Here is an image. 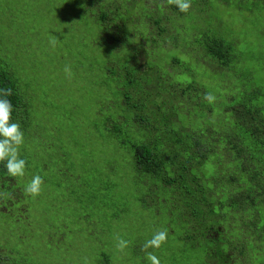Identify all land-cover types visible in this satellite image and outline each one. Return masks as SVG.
<instances>
[{
  "label": "rangeland",
  "instance_id": "374dc122",
  "mask_svg": "<svg viewBox=\"0 0 264 264\" xmlns=\"http://www.w3.org/2000/svg\"><path fill=\"white\" fill-rule=\"evenodd\" d=\"M106 1L124 7L101 25L95 15L103 2L97 9L93 0H0V64L17 79L28 108L20 124L25 175L13 177L12 185L21 197L0 219V240L21 260L37 264H83L84 258L89 264H150L142 245L156 230L167 229V242L148 249L160 264H207L209 240L173 214V190L136 168L131 148L120 140L158 137L160 130L134 126L126 107L132 101L148 107L158 103L161 116L168 111L160 95L169 90L167 65L173 55L196 67L202 76L194 71L195 76L211 94L222 79L201 70L179 46L156 47V58L150 51L159 40L190 44L196 27L193 8L183 13L185 33L171 28L161 39L147 34L145 40L138 34L147 31L151 15L161 17L165 0ZM203 8L211 31L235 42L244 60L242 72L254 74V83L264 91V0H211ZM53 37L55 47L49 43ZM136 45L145 68L129 65ZM125 72L133 84H127ZM179 72L170 68L171 78ZM172 97L182 96L176 92ZM220 100L226 103L224 95ZM145 112L149 115V109ZM113 125L121 129L120 136L108 129ZM34 175L43 184L33 198L24 187ZM117 235L130 241L123 253L116 249Z\"/></svg>",
  "mask_w": 264,
  "mask_h": 264
},
{
  "label": "trees",
  "instance_id": "16d2710c",
  "mask_svg": "<svg viewBox=\"0 0 264 264\" xmlns=\"http://www.w3.org/2000/svg\"><path fill=\"white\" fill-rule=\"evenodd\" d=\"M104 1L93 0L97 9L104 3L102 11L95 15L101 25L113 19L111 13L124 7H119L115 1ZM210 4L211 0H191L196 27L190 44L159 40L150 44V51L156 58V47L179 46L195 59L194 63L201 70H211L210 76L219 73L222 80L219 89L213 92L215 101L204 100V94L209 92L206 83L195 76L194 71L199 73L196 67L191 69L189 62L184 63V57L173 55L167 65L169 90L160 95L168 111L161 116L158 103L148 107V104L132 101L127 102L126 107L133 112L134 126L150 133L160 130L158 137L155 135L149 142L123 138L120 143L131 148L136 168L155 177L158 185L173 190V214L186 222L188 230L196 228L198 237L209 240L207 264H264V91L254 83V74L242 72L244 60L236 52L235 42L226 41L209 28L203 7ZM153 8L149 5V9ZM183 16L165 0L161 17L151 15L146 23L147 31L138 35L145 40L147 34L161 39L171 28L185 33ZM141 44L146 42L141 40ZM133 47L135 58L130 59L129 65L145 68L142 50L138 45ZM170 68L180 69L179 74L171 78ZM125 73L127 84H133L130 73ZM0 87L12 88L13 95L8 97L13 105L12 121L22 124L28 118L25 99L15 76L1 64ZM176 92L181 94L182 100L179 97L173 100ZM221 95L225 96L226 103L220 102ZM125 97L126 101L130 98ZM147 109L149 115L145 112ZM156 124L164 127L157 129ZM108 129L117 137L121 135L116 125ZM159 140L164 143L159 144ZM202 180L206 181L205 187ZM13 182L4 163L0 162V219L8 217L12 212L10 207L21 197L19 191L13 190ZM26 212L27 207L22 214ZM230 229L234 233L229 236ZM0 264L37 263L21 260L0 240Z\"/></svg>",
  "mask_w": 264,
  "mask_h": 264
},
{
  "label": "clouds",
  "instance_id": "9594fccd",
  "mask_svg": "<svg viewBox=\"0 0 264 264\" xmlns=\"http://www.w3.org/2000/svg\"><path fill=\"white\" fill-rule=\"evenodd\" d=\"M167 5H174L180 12L187 13L191 7V0H166ZM52 47H55L57 38L53 37L49 41ZM66 75L71 78L72 71L69 65L64 68ZM13 95L11 87H0V162L4 163L7 174L10 177H23L25 175L26 160L20 158L19 149L24 143V132L18 122L12 121L13 105L8 97ZM215 96L211 93L204 94V100L211 103L215 101ZM43 178L40 175H34L25 185L24 192L31 197H36L41 192ZM4 195H10L4 193ZM167 229L156 230L150 239L142 245V251L146 253L150 264H160L159 258L148 251V249H159L167 242ZM116 249L124 252L129 247L130 241L123 239L119 235L115 237ZM83 264H89L87 258H84Z\"/></svg>",
  "mask_w": 264,
  "mask_h": 264
}]
</instances>
